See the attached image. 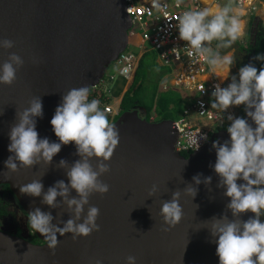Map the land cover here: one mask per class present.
<instances>
[{"label": "water", "instance_id": "1", "mask_svg": "<svg viewBox=\"0 0 264 264\" xmlns=\"http://www.w3.org/2000/svg\"><path fill=\"white\" fill-rule=\"evenodd\" d=\"M126 7V0H0V40L15 41L11 49L0 48V65L12 52L25 60L12 85L0 84V186L9 187L28 219L36 207L51 209L41 204V198L22 193L21 185L42 179L47 191L57 180L68 179L59 161L63 158L71 165L79 157L73 142L64 145L51 164L41 161L8 170L4 161L11 155L9 132L18 122L17 113L31 99L41 97L44 116L37 118V130L42 138L58 141L50 121L63 94L72 88H96L129 47L133 22ZM145 113L144 107H136L111 123L119 130L120 143L106 161L110 171L100 177L110 190L93 193L84 213L90 206L98 207L100 229L75 240L71 233L58 234L59 244L53 250L38 231L33 230L42 243L0 228V264H96L97 260L126 264L129 255L137 258V264H219L207 220L224 213L231 218L226 208L230 198L218 187L220 177L210 165L216 160L213 142L223 143L229 134L217 130L208 145L186 157L176 149L179 132L174 120L150 121ZM91 162L95 167L98 160ZM198 173L211 176L212 181L199 185L192 198L184 189L195 186L192 178ZM154 184L159 190L150 196ZM175 191L182 193L184 215L169 226L160 208ZM51 211L57 222L73 215L67 205ZM253 215L248 212L242 219Z\"/></svg>", "mask_w": 264, "mask_h": 264}, {"label": "clouds", "instance_id": "2", "mask_svg": "<svg viewBox=\"0 0 264 264\" xmlns=\"http://www.w3.org/2000/svg\"><path fill=\"white\" fill-rule=\"evenodd\" d=\"M153 7L161 9L157 0H154ZM241 15L243 12L227 3L215 9L188 10L173 19L177 21L179 39L186 42L189 57L199 56L213 70H230L235 63L234 57L231 53L222 54L221 49L230 48L242 36ZM213 41L217 42L215 48L211 46ZM14 46L15 41L11 39L0 40V48L7 50ZM254 60L264 62V53H257ZM24 63L22 56L10 53L0 65V84L12 85ZM127 71V68L123 69V74ZM89 95L88 87L72 88L63 94L50 121L58 141L42 138L37 130V118L44 116L41 97H34L28 107L17 113L18 122L9 132L8 151L11 155L4 164L12 172L41 161L51 164L64 145L75 143V154L79 159L71 165L66 159L59 161V167L66 169L67 181L57 180L47 191L42 179L20 188L22 193L41 198V204L51 210L67 205L69 212L73 213L66 221L61 218L58 222L51 210L36 207L29 213L30 228L41 233L53 250L59 244L58 234L71 233L75 240L100 229L97 223L99 208L90 206L84 215L85 206L89 205L93 193L105 194L110 190L100 177L110 171L106 161L112 158L120 143L119 130L110 123L100 101L90 100ZM212 96V108L227 111L232 106L243 105L245 113L241 116L229 114L230 123L226 127L229 139L223 143L216 140L212 144L216 160L210 166L220 177L218 187L224 188V195L230 198L226 208L231 212V218L224 213L207 220L211 222L209 231L217 245L219 264H264V67L258 69L254 63L245 64L237 74L231 75L226 86L217 83ZM118 113L112 122L120 111ZM199 147L200 144L197 149ZM93 158L98 160L95 167L91 162ZM192 179L195 186L190 184L184 189L192 198L198 194L199 185H209L212 181L211 176L205 177L202 173ZM73 190L76 195L72 194ZM158 190V185L154 184L149 195H155ZM181 195L180 191H175L170 200L162 203L160 215L166 225L175 226L181 221L184 215ZM248 212L254 215L242 219V215ZM96 264H103V261L97 260ZM126 264H137V258L129 255Z\"/></svg>", "mask_w": 264, "mask_h": 264}, {"label": "built area", "instance_id": "3", "mask_svg": "<svg viewBox=\"0 0 264 264\" xmlns=\"http://www.w3.org/2000/svg\"><path fill=\"white\" fill-rule=\"evenodd\" d=\"M153 2L154 0H126V10L133 22L129 36L134 48L129 49V46L120 54L113 64L114 70L108 72L112 68L110 67L102 83L106 79L118 77L130 82L145 53H154L161 66L172 73L179 71L184 76L186 87L195 92V99L186 108L184 116L174 122L179 132L176 149L192 153L208 145L214 132L226 129L230 123L229 114H240L233 106L227 111L211 107L215 85L219 83L224 87L227 82L218 80L214 70L199 56L189 57L186 54V42L179 39L177 21L173 17H179L188 10L202 9L200 0H190L189 3L184 0H157L161 5L160 10L153 7ZM237 3L246 13L256 12L258 9L257 0H237ZM125 68L128 70L127 74H123ZM104 110L111 117L119 114L111 104L105 105ZM192 111L205 122L199 123L191 118Z\"/></svg>", "mask_w": 264, "mask_h": 264}, {"label": "trees", "instance_id": "4", "mask_svg": "<svg viewBox=\"0 0 264 264\" xmlns=\"http://www.w3.org/2000/svg\"><path fill=\"white\" fill-rule=\"evenodd\" d=\"M250 24L256 19L255 16H252ZM216 41L212 42V47H216ZM234 50V60L235 66L239 70L240 67L245 64L254 63L259 69L264 67V62L254 60V57L257 53H264V25L259 22L255 40H248L245 43H242L239 39L227 49H221L222 54H226L229 51ZM155 55L154 53H145L137 66L134 78L132 82L128 84L127 80L118 77L117 79L108 80L106 79L105 83H100L96 88H92L90 91L89 99H98L100 101V107L104 109L105 105L112 104L114 100L118 97H121V102L119 104L120 114L127 110H131L136 107H144L146 109L145 116H150L152 111L155 109L158 114L161 115L162 119H171L172 115L167 113V101L171 96L168 95V98L163 97L161 94L158 98L157 94L159 91V82L162 80L163 76L165 77L171 71L167 70L159 74L155 73V80L153 83H146V79L141 77V69L144 65V62L149 56ZM154 57V56H153ZM157 75V76H156ZM149 84V85H148ZM108 116L109 121L111 122V116ZM183 154L188 157V152H183ZM0 212L4 211L2 202L0 203ZM35 239H38L37 236H34V239H31L32 242H35Z\"/></svg>", "mask_w": 264, "mask_h": 264}, {"label": "rangeland", "instance_id": "5", "mask_svg": "<svg viewBox=\"0 0 264 264\" xmlns=\"http://www.w3.org/2000/svg\"><path fill=\"white\" fill-rule=\"evenodd\" d=\"M246 16L248 19L247 21L251 22V20H252L251 18H252V16H256V12L248 13ZM258 21L260 23L262 22L264 25V20L258 19ZM252 26H253V23H252V25H249L247 31L251 32ZM133 48L134 47L131 43L129 49H133ZM153 56H149L146 59V61L144 62V65L141 69V77L146 79V83H149V84L153 83V81L155 80V77H154L155 73L159 74L161 72H165L167 69L166 67L161 66L158 59L156 58V55L154 57ZM113 68H114V66H112V68L108 72L113 71L114 70ZM167 70H169V69H167ZM225 72L227 74V70ZM237 73H238V69L236 68L235 64H233L231 66L230 73L228 75V79H227L228 82H230L231 75L237 74ZM167 76H169L168 80L166 79ZM220 81H224V80H220ZM158 86H159V91H158L156 98H158L161 94L163 95V97H166V98H168V95L171 96L170 99H172V100L171 101L168 100L166 103L167 104L166 105L167 106V113L172 115L173 119L181 118L183 116V113H184V105L192 103L193 100L195 99V93L194 92H192L191 94H187V93L183 92L182 87L184 88L186 86L184 83V76L179 71L176 73H170V74L166 75L165 77L163 76V78L159 82ZM185 101H187V102H185ZM120 102H121V97H118L112 103L114 105V109L117 112L121 111L120 109H118ZM184 102H185V104H184ZM187 107L188 106L186 105V108ZM233 107L235 109L238 108V112L240 113V116L244 115L243 108L239 109V106L238 107L233 106ZM116 117L117 116L112 117L110 123H112V120ZM145 117H146V119H148L150 121H158L161 118V115L158 114L156 112V110L154 109L152 111V113L150 114V116H148V117L145 116Z\"/></svg>", "mask_w": 264, "mask_h": 264}, {"label": "flooded vegetation", "instance_id": "6", "mask_svg": "<svg viewBox=\"0 0 264 264\" xmlns=\"http://www.w3.org/2000/svg\"><path fill=\"white\" fill-rule=\"evenodd\" d=\"M258 25L259 21L257 19L254 20L252 26V41L255 40ZM240 108H243V105L239 106V109ZM1 202L3 204L4 211L6 210V212H0V228L12 234L25 237L30 241L31 239H34L35 234L30 228L27 214L21 207L17 206V200L7 185L0 186V203ZM35 243L42 242L39 239H35Z\"/></svg>", "mask_w": 264, "mask_h": 264}, {"label": "crops", "instance_id": "7", "mask_svg": "<svg viewBox=\"0 0 264 264\" xmlns=\"http://www.w3.org/2000/svg\"><path fill=\"white\" fill-rule=\"evenodd\" d=\"M184 1H187L188 3L190 2V0H184ZM200 2H201V5H202L203 8L208 7V8H212V9H215L218 6H223V5L227 4V3H231L236 11L243 12V15L240 16V20H241V23L243 25V34L239 38V40L242 43H245L248 40H250V33L251 32L247 31L249 25H251L250 22L247 21L248 19H247V16L246 15L248 13H246L247 12L246 10L241 9L238 6L237 0H200ZM257 6H258V9L256 11V16L255 17H256L257 20L258 19L264 20V0H257ZM228 53H231L233 55V57H234V54H235L234 53V50L229 51ZM228 53H226V54H228ZM225 71H226L225 69H217V70H214V74H215V76L217 77L218 80H224L225 82L228 83V80L227 79H228V75L230 73V70H227V74H226ZM168 78H169V76H167L166 79L168 80ZM182 89H183V92L184 93H187V94H191L193 92V90L188 89L186 86L184 88L182 87ZM185 102H187V101H185ZM185 102H184V104H185ZM186 105L188 106L189 104H185L184 105V113H183V115L185 114ZM191 118L195 119L196 122H199V123L200 122L201 123H204L205 122V120H202V119L197 118V116H196V114H195L194 111L191 112ZM161 119L162 118H160L159 120H161Z\"/></svg>", "mask_w": 264, "mask_h": 264}]
</instances>
